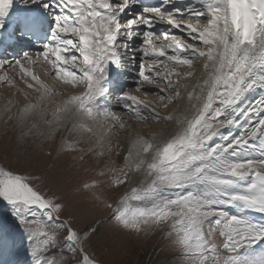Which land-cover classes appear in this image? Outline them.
<instances>
[{"label":"snow or ice","instance_id":"snow-or-ice-1","mask_svg":"<svg viewBox=\"0 0 264 264\" xmlns=\"http://www.w3.org/2000/svg\"><path fill=\"white\" fill-rule=\"evenodd\" d=\"M11 4L0 0V28ZM176 4L44 3L52 9V25L41 51L0 61V86L15 88L18 78L37 95L14 93L26 103L9 99L0 112L21 140L59 135V151L76 154L71 159L81 166L107 157L95 173L107 177L103 193L94 191L102 179L81 180L77 187L92 191L107 210L106 221L119 229L162 232L185 264H264V0ZM158 25L164 27L157 31ZM125 61L135 68V80L115 97L120 114L107 81L109 67L120 69ZM41 62L61 85L82 91L50 88L33 71ZM197 63L199 78L184 84L196 76ZM181 89H187L183 95ZM180 100L183 107L167 113ZM125 116L173 126L145 135ZM129 131L123 164L115 167L113 148ZM51 184L0 163V200L25 232L33 264H99L89 251L96 222L81 226ZM126 185L132 186L111 195Z\"/></svg>","mask_w":264,"mask_h":264},{"label":"rangeland","instance_id":"rangeland-1","mask_svg":"<svg viewBox=\"0 0 264 264\" xmlns=\"http://www.w3.org/2000/svg\"><path fill=\"white\" fill-rule=\"evenodd\" d=\"M43 43L45 42L41 44ZM39 51H41V49H39L38 52ZM20 56L22 55L16 56L12 61L18 59ZM10 60L9 57H0V61L10 62ZM40 66L41 64H36L33 66V70L35 67H38V70H40ZM44 66L47 68L46 65ZM121 69H126V71L119 75V79L122 80L117 82L114 81L116 83L119 82V84L114 86L117 90L120 88V83L125 82V80H135V68H132L130 72L127 71V69H129L127 61L123 63ZM189 70L193 69H182V71ZM44 74L45 78L49 76L46 74V71L43 72V75ZM22 83V81H18L15 88L0 86V109L7 102L12 92L28 93L30 98H34L37 95L34 91L27 89ZM183 83H187L186 80L183 81ZM58 86L63 87L60 83ZM49 87L63 93L66 88V86H64V89L61 88L60 90L55 86L52 87V84L49 85ZM124 87V90H131L132 87H134V82ZM111 88L112 87H109L110 101L115 104L113 107L117 112L121 113L120 109L116 107L118 105L116 104L115 97L120 95L124 90L121 91L119 89L117 92V90H111ZM183 90L184 89H181V92ZM17 96H20L21 104L26 103L23 95L17 94ZM64 98L63 95L53 96L51 101L59 102ZM148 99L150 101H155L156 98L150 95ZM176 104L177 103L170 105L167 109V113H169L170 109H173V106ZM48 106L51 107V103H49ZM157 108L159 109V105H157ZM167 113L162 112V114ZM124 119L125 121L129 120L126 116ZM159 124L162 125L156 122H138V125L144 128ZM59 141V135L54 140H46L43 137L21 140L11 122L0 125V163L7 164L13 168L19 167L21 170L40 175L46 181H51L53 191H56L58 195L63 197L67 206V211L81 221V226L92 221L96 222L94 225L98 227L99 230L90 242L89 251L92 252L100 264H185L184 258L181 256L180 252L171 246L169 240L164 237L162 232L148 230L137 235L135 233L125 232L116 227L112 222L106 221L108 213L103 204L95 200L92 191L82 192L78 190L77 186L81 180H91L93 178L102 179L105 183L101 185V188L94 191L103 193L107 185V177H97L95 173L103 168L104 161L107 157L100 158L99 161H94L89 158L88 162L81 166L71 159V157L76 154H65L59 151ZM118 141L121 147L119 149L114 147L112 153L115 167H119L123 164V155L127 148L122 134L119 136ZM117 151L120 152L119 156L115 154ZM82 167L89 170L84 172L82 171ZM138 178L140 179V177ZM128 186L129 185L118 187L111 195L116 196L122 193ZM99 220H101V222H99ZM19 232H22L21 234L24 235V241H27L25 232L21 229L15 217L12 215V209L5 201L0 200V264H18V262H20L17 257L12 262H6L2 259L12 248V239L10 241V238L15 233ZM30 262L32 261H29V264H33V262ZM68 264H75V261L69 259Z\"/></svg>","mask_w":264,"mask_h":264},{"label":"bare ground","instance_id":"bare-ground-1","mask_svg":"<svg viewBox=\"0 0 264 264\" xmlns=\"http://www.w3.org/2000/svg\"><path fill=\"white\" fill-rule=\"evenodd\" d=\"M48 2H49V0H35V2H33V0H12V4H11L10 9H15V11H16L17 9L35 7V8L38 9V11L43 12V14L47 15V17L50 20V23L52 25V19H51V15H50V12L52 11V9H47L46 10L42 6L44 3H48ZM190 2H191V0H176V3H177L176 6L177 7L184 6V5H186V4L190 3ZM10 9H9V11H10ZM136 10H138V9H136ZM14 21H15V15L14 14H10L8 12L5 15V17L3 18V27L0 28V57H3V56L4 57H9V59H11L10 62L16 56L22 55V53H24L26 51L27 52H33V54H35L42 47L41 46V42L31 43V44L27 43V44H24V45H21L19 43H13L12 40H11L13 36H9L8 34H9V32L12 31ZM191 22L192 23H196L197 21L195 19H192ZM201 22H202V18H201ZM163 27H164L163 25H158L157 26V31L161 30ZM136 43H138V41H136ZM2 47H4V49L1 51ZM39 64H41L40 70H38V67L37 68L35 67L36 69L34 68L33 71L37 75H39L41 77V79L45 83H47L48 85L52 84V87L55 86L56 88L61 90V88H63L64 86L63 87H59L58 86L59 83L56 82V80L53 77H51V76H48L47 78H45L44 77L45 74L43 75V72H45L47 68H45V66L43 65L42 62L39 63ZM132 68L133 67L130 66L128 71L130 72V70H132ZM123 71H125V69L120 70L121 73ZM194 71L196 72V76L194 78H192V79L186 80L187 83H185V84L190 86V85L195 83L196 79L199 78V73H200V64L199 63H197L196 68L194 69ZM120 72H119L118 69H115L113 67H109L108 81H107L108 88L109 87L113 88L115 85L119 84V82L118 83H116V82L119 81V80H122V79H119ZM121 78H123V77H121ZM18 81H20V80L18 78H16V84H18ZM114 81H116V82H114ZM132 82H134V79H128L127 81L125 80V82L120 83V88L119 89L121 91L124 90L125 89L124 86H126V85H128V84H130ZM22 84L26 87V85L24 83H22ZM115 89H117V88H115ZM186 90L187 89H184L182 91V95L186 92ZM80 91H81V88L72 89L71 87H66L64 93L72 94V93H79ZM258 96H259V92L258 91L254 92V93H251L248 96V98L245 100V103L254 101ZM19 97L20 96L14 95V93L12 92L11 96L9 97V99H14V100L18 101L21 104ZM9 99H7V101ZM110 103L112 104V106L115 105L111 101H110ZM184 103H185L184 100L178 101L177 104L173 106V109L172 108H171L172 110L170 109L169 113L178 112L180 110V108L183 107ZM4 105L2 106L1 109H3ZM116 107L119 108V106H116ZM120 114H122V113H120ZM5 120H6V116L2 112H0V125H5L6 124ZM126 122L130 123V124H135V129L133 131H138V132H141L142 134H145V135L153 133V132H160V131L167 132L169 130V128H171L173 126L172 122H168V123H164V124L161 123L162 125L159 124V125H156V126H153V127L150 126L149 128H144V127L139 126L138 122H132L130 120H126ZM122 135H123L124 140H125L126 145H127L128 144V138H129V136L132 135V131L122 133ZM115 142L116 141L114 140V143ZM137 178L138 177H136V179ZM131 186L132 185H129L128 188H130ZM257 219H260V218H257ZM99 222H101V220H99ZM21 233L20 232L19 233H15L10 238V241L12 239V248L7 252L6 256L4 255V257H2V259L4 261H6V262L11 261L12 262L17 257V259L20 261V262H18V264H29V261L33 262L31 256L28 255V247H29L28 241H24V238H23L24 235L21 234ZM32 262H30V263H32Z\"/></svg>","mask_w":264,"mask_h":264}]
</instances>
